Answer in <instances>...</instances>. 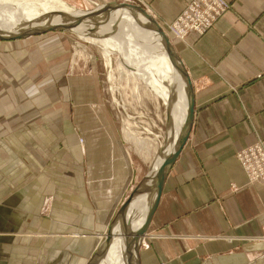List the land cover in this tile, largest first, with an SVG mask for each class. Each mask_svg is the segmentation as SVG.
<instances>
[{"label": "crops", "instance_id": "obj_1", "mask_svg": "<svg viewBox=\"0 0 264 264\" xmlns=\"http://www.w3.org/2000/svg\"><path fill=\"white\" fill-rule=\"evenodd\" d=\"M189 1L126 2L165 29ZM227 1L212 27L174 39L193 123L140 264H264V184L249 182L236 158L256 143L264 149V0ZM45 35L0 40V264H85L143 175L103 109L96 74L59 76L50 53H30Z\"/></svg>", "mask_w": 264, "mask_h": 264}, {"label": "bare ground", "instance_id": "obj_2", "mask_svg": "<svg viewBox=\"0 0 264 264\" xmlns=\"http://www.w3.org/2000/svg\"><path fill=\"white\" fill-rule=\"evenodd\" d=\"M146 12L149 13L147 10ZM47 17H52L58 22L78 21L79 23H90L93 27L95 26V32L92 35L70 34L100 49L104 65L108 69L109 90L112 94V99L122 109L125 107L124 104L116 98L118 88L114 84L116 79L114 76L115 71L119 75H123L127 83L129 81L133 82L132 91L135 92L134 95L138 96V98L141 96L140 93L147 95L158 94V97L159 95L161 96L162 101H158V104L161 106L160 121H162L161 123L164 128L166 120H169L170 123V127L166 132L165 130L160 132V127L158 128V132L153 131L152 127H157V123L155 124L153 121V124L151 123L152 127L145 126L146 134L142 135V133L137 131V128L140 126L139 121L134 120L135 118L129 116L127 113V119L124 120L125 126L123 128L125 139L133 144L139 157L144 161H149L148 163L150 164L152 163L153 167H157L160 160L155 162L153 158L156 156L161 145H163L164 138L166 137L169 141L176 138L178 129L186 115V103L183 98L180 75L175 69L166 45L162 38L160 39L161 34L157 28V31L154 28L152 30L149 26L151 21L130 2L109 1L101 4L96 3L93 8L80 9L63 0H0V32L13 33L26 30L29 28L31 21H41ZM154 20L157 22L155 18ZM98 23L101 25H98ZM169 25L168 31L171 33L173 39L183 40L191 32L189 31L183 39H180L175 37L170 31ZM99 27L101 29L98 30ZM103 27L104 35L101 34ZM162 30L164 31L163 28ZM165 34L167 35L166 32ZM30 37L32 36L27 38ZM169 41L174 46L170 38ZM76 44L78 54H88V48L84 43L76 42ZM114 65L116 69L113 68ZM132 91L130 89V92ZM138 102L140 101L138 100ZM171 141L170 144H172ZM79 142L82 143V140ZM160 152L164 154L163 158L167 154V149L165 150L164 148ZM239 163L245 174L243 165L240 161ZM150 202L151 197L140 196L132 201L127 214L126 224V229L131 231L132 235L119 233L120 229L115 228L116 230L109 248L96 264H128V258L124 250L125 245H123L122 239L124 237L127 238V241H130L133 238L132 236L136 232L138 233V230L146 219ZM106 233L107 229L102 235L99 234L98 237L101 241L105 238ZM140 239L141 246L142 237ZM89 259L85 264H87Z\"/></svg>", "mask_w": 264, "mask_h": 264}, {"label": "water", "instance_id": "obj_3", "mask_svg": "<svg viewBox=\"0 0 264 264\" xmlns=\"http://www.w3.org/2000/svg\"><path fill=\"white\" fill-rule=\"evenodd\" d=\"M134 7L137 8L142 14H144L147 19H149V26L153 30H158L161 34L160 39L162 38L164 44L166 45V49L169 52L171 60L175 66L176 71L180 75V82L183 91V98L186 103V115L181 126L178 129L176 138H174L170 144V141L165 137L163 140V145L158 149L156 156L153 158V161H159V165L157 167H153L151 164L147 166L145 173L141 176V178L135 183V185L130 189L127 196L124 198L117 211L115 212L113 218L111 219L107 233L105 238L97 245V248L93 252L91 258L87 262V264H96L99 261V258L103 256L107 249L110 246L111 240L115 233V228L120 229L119 233L122 234H131V231H128L126 228L127 224V214L129 211V207L132 201L140 196V197H151V202L149 206V210L146 216V219L138 230L131 238L130 241H127V238L122 239L124 250L126 252V256L128 258V264H140L139 262V248H140V238L143 237L148 229L152 214L159 200V196L161 194V190L163 187L164 180L173 165L174 161L177 159L179 152L185 143L190 129L193 123V89L189 74L187 69L178 54V52L174 49V46L170 43L169 38L162 30L161 26L154 20V18L146 12L145 8L134 4ZM29 28L26 30H21L13 33L0 32V40H15V39H25L29 36L40 35L49 31H63L76 35H92L95 31V26L93 27L90 23H79L75 22H58L54 20L52 17H47L41 21L33 20L31 24H29ZM98 25H101L98 23ZM97 26V25H96ZM101 29L100 27L98 30ZM156 30V31H157ZM102 35L105 34L104 27L102 28ZM165 129L170 127L169 120H166ZM167 149V154L162 158L164 154L160 151ZM162 158V159H161ZM132 235V234H131ZM124 242L126 243L124 244ZM129 244V246H128ZM131 244V245H130Z\"/></svg>", "mask_w": 264, "mask_h": 264}, {"label": "rangeland", "instance_id": "obj_4", "mask_svg": "<svg viewBox=\"0 0 264 264\" xmlns=\"http://www.w3.org/2000/svg\"><path fill=\"white\" fill-rule=\"evenodd\" d=\"M63 1L73 5L76 8L89 9V8H93L96 3L101 4V3H106L109 1L110 2H117V1L126 2L128 0H63ZM165 29L164 31L167 33L168 37L174 43V39L172 38L171 33L168 31V26L165 27ZM43 34L45 35L47 34V32ZM60 34L62 35L59 37H57V35L56 37H54V35L43 36L41 40L46 42L45 45L39 46L38 43H36L34 45V48L29 50L30 53L36 51L37 52L36 56L37 58H40V59L44 56H47L48 53H50L51 58H53L57 62V67L52 66L51 69H53L52 71H54V69L56 68V72L58 73L59 76L63 75L66 77L68 73L83 74V73H88L91 71H93L96 74L97 76L96 78H98V82H99V88L102 89V93L104 96L103 100L101 99L102 104H103V109L110 110L109 112H111L115 121L119 123L122 136L124 140L128 143V146L130 147L129 149H131L130 151H131L132 156L130 155L129 151H128L129 155L128 154L127 155L128 157L130 156L129 158L131 161L132 159H134V161L139 165L141 173L144 174L147 169V166L150 165V163H148L149 161L148 162L144 161L141 157H139V155L136 153L133 147V144L130 141H127L125 139L123 135V128L125 126L124 120L127 119V114L135 118L134 120H138L141 128L139 126V128H137V131H139V133H142V135L146 134L145 126L152 127L151 125L153 124V121L155 122V124L157 123L156 124L157 127H152L153 131L158 132L159 130L158 128L160 127V132L162 130L163 131L165 130L166 132L169 127L165 129L163 124L161 123L162 121H160L161 106L160 104H158V101L159 102L162 101L161 96L159 95L158 97V94L147 95L145 93H140L141 96L140 98H138V96L134 95L135 92L132 91L133 82L129 81L127 83L126 80L123 78L124 76L119 75V73L115 71L114 76L116 77V79L114 81L115 82L114 84L118 88L116 98L121 100V103L124 104L125 107L122 109L112 99V94L109 90L110 83L108 82V69L104 65V59H103L100 49H98L97 46L91 45L88 42L79 40L76 36L70 33L60 32ZM32 37H30V39ZM76 42H80L81 44L84 43L85 46L88 48L87 50L88 54H78L77 49H76V46H77ZM44 46H49V49L44 48ZM50 46L52 47L50 48ZM55 46L57 48H55ZM50 50L52 51V53ZM53 50L56 52V54L53 53L54 52ZM43 60L44 59H42V62ZM113 68L116 69L115 65ZM122 86L123 87L125 86V87L123 88ZM130 89L132 92H130ZM136 97L140 102H138ZM100 242L101 240L99 241V243Z\"/></svg>", "mask_w": 264, "mask_h": 264}, {"label": "built area", "instance_id": "obj_5", "mask_svg": "<svg viewBox=\"0 0 264 264\" xmlns=\"http://www.w3.org/2000/svg\"><path fill=\"white\" fill-rule=\"evenodd\" d=\"M229 8L227 0H190L169 29L180 39L189 31L202 33ZM236 158L243 165L250 182L260 181L264 184V149L259 143L241 149L236 153Z\"/></svg>", "mask_w": 264, "mask_h": 264}]
</instances>
